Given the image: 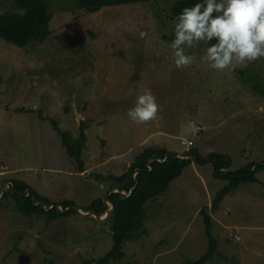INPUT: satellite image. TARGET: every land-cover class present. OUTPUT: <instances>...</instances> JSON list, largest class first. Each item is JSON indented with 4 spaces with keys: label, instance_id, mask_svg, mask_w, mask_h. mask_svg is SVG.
Instances as JSON below:
<instances>
[{
    "label": "rangeland",
    "instance_id": "obj_1",
    "mask_svg": "<svg viewBox=\"0 0 264 264\" xmlns=\"http://www.w3.org/2000/svg\"><path fill=\"white\" fill-rule=\"evenodd\" d=\"M47 1L51 34L45 41L21 48L0 37V264H84L113 246L107 217L76 210L51 222L46 214L19 212L11 196L3 197L13 181L27 182L55 204L73 200L82 209L97 197L107 199L114 176L147 147L225 153L233 170L264 161V58L217 71L202 61L201 44L186 48L192 63L177 68L170 49L172 10L182 0L95 12L74 0ZM15 9L13 0H0V15ZM145 89L156 97L159 112L137 124L127 110ZM52 120L74 138L86 124L83 172ZM184 138L194 146L186 147ZM256 176L212 211L228 180L214 175L211 162L193 161L146 203L147 231L124 244L125 256L87 264L196 260L210 242L204 207L218 242L205 264H264V169Z\"/></svg>",
    "mask_w": 264,
    "mask_h": 264
},
{
    "label": "trees",
    "instance_id": "obj_2",
    "mask_svg": "<svg viewBox=\"0 0 264 264\" xmlns=\"http://www.w3.org/2000/svg\"><path fill=\"white\" fill-rule=\"evenodd\" d=\"M13 1L16 9L8 10L0 15V37L21 48L31 42L45 41L51 34V13L48 9V1ZM150 1L153 0H74L80 8L89 12L99 11L110 6ZM195 2L197 0H182L178 2L172 10V17L175 18L184 7H189ZM52 123L56 131L61 135L69 155L76 160L80 171L83 172L85 168L82 152L87 141L86 124L84 122L81 123V133L77 138H74L69 131L62 130L55 120H52ZM192 146H194V140ZM193 161L198 164L211 162L214 168V175L228 180V184L217 191L212 201V211H217L224 197L242 182L258 181L256 173L264 169L263 161L251 162L233 170L230 168L231 159L228 154L211 152L206 156H201L195 147L181 155L159 146L156 148H145L124 173L114 176L115 184L107 193V199L114 206L106 218V224L109 225L113 238L112 248L105 257L87 260L84 264L94 261L108 262L113 257L125 256L124 244L129 240L140 239L147 231L145 227L146 203L165 192L171 182L180 176L183 170ZM12 184L11 188L4 192L3 197L11 196L17 210L25 215L46 214L48 220L52 222L57 217L68 216L78 211L74 207L75 203L73 200H64L55 204L48 198L38 194L25 181L17 180L13 181ZM115 188L120 191L112 192L111 190ZM122 190L126 193H122ZM51 205L53 207L47 210L46 206ZM60 206L63 207V211ZM82 210L92 211L98 216H102L108 210V204L105 202V197L100 196L90 202L86 208H82ZM201 214L204 216L206 233L210 240L208 251L198 259L186 261L184 264H205L213 258L218 250V242L212 233L213 219L211 213L204 207Z\"/></svg>",
    "mask_w": 264,
    "mask_h": 264
},
{
    "label": "clouds",
    "instance_id": "obj_3",
    "mask_svg": "<svg viewBox=\"0 0 264 264\" xmlns=\"http://www.w3.org/2000/svg\"><path fill=\"white\" fill-rule=\"evenodd\" d=\"M174 19L170 49L177 68L192 63L186 48L201 44L206 46L202 61L217 71L233 70L245 62L264 58V0H197ZM159 107L151 90L145 89L127 110V116L134 123H146L156 119ZM106 203L110 206L112 202Z\"/></svg>",
    "mask_w": 264,
    "mask_h": 264
},
{
    "label": "water",
    "instance_id": "obj_4",
    "mask_svg": "<svg viewBox=\"0 0 264 264\" xmlns=\"http://www.w3.org/2000/svg\"><path fill=\"white\" fill-rule=\"evenodd\" d=\"M77 114H79V113L77 112ZM106 201H108V199L105 198V202H106ZM48 208H52V206H51V207H48ZM111 209H113V204H112V203H110V206H109V208H108V210H107V212H106V214H105L104 216H98V215L95 214L94 212H93V213H94L99 219L103 220V219H105V218L108 216L109 211H110ZM79 211H80V210H79ZM80 212H82V211H80ZM90 212H92V211H90ZM88 213H89V212H88Z\"/></svg>",
    "mask_w": 264,
    "mask_h": 264
},
{
    "label": "built area",
    "instance_id": "obj_5",
    "mask_svg": "<svg viewBox=\"0 0 264 264\" xmlns=\"http://www.w3.org/2000/svg\"><path fill=\"white\" fill-rule=\"evenodd\" d=\"M182 143H183L185 146H187V147H190V146L193 145V141L190 140V139H186V138L182 139ZM238 236H239V235L236 236L237 239L239 238Z\"/></svg>",
    "mask_w": 264,
    "mask_h": 264
},
{
    "label": "crops",
    "instance_id": "obj_6",
    "mask_svg": "<svg viewBox=\"0 0 264 264\" xmlns=\"http://www.w3.org/2000/svg\"><path fill=\"white\" fill-rule=\"evenodd\" d=\"M179 155H181V154H179ZM259 180V179H258Z\"/></svg>",
    "mask_w": 264,
    "mask_h": 264
}]
</instances>
